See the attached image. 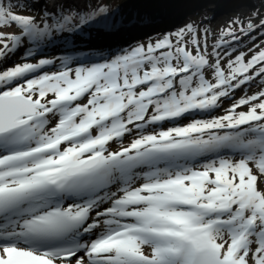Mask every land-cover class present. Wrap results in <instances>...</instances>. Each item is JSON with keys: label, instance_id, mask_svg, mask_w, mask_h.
Here are the masks:
<instances>
[{"label": "snow or ice", "instance_id": "obj_1", "mask_svg": "<svg viewBox=\"0 0 264 264\" xmlns=\"http://www.w3.org/2000/svg\"><path fill=\"white\" fill-rule=\"evenodd\" d=\"M13 7L0 61L107 13L41 25ZM233 23L211 50L189 24L0 71V264H264V47L237 49L264 19Z\"/></svg>", "mask_w": 264, "mask_h": 264}, {"label": "trees", "instance_id": "obj_2", "mask_svg": "<svg viewBox=\"0 0 264 264\" xmlns=\"http://www.w3.org/2000/svg\"><path fill=\"white\" fill-rule=\"evenodd\" d=\"M39 1L16 0V3L21 6L27 16L41 18L45 0L37 10L32 8L33 3ZM239 5L250 11L252 16L250 18H257V20L254 19L253 24L259 25L260 21L264 19V0H57L54 6L56 12L53 13V16L57 20L65 15L72 16L73 24L78 22L80 16H87L100 7L105 8L107 13L99 16L96 21L90 24L99 29L104 40L105 37H109L110 40L107 41L108 43L101 42L100 44H90L86 41L87 46L85 47L78 46L75 49L67 50L66 43L60 39L59 34H56L51 41H45L42 44L45 46L44 51L53 60L58 61L66 55L81 56V58L83 55H88L99 59L101 56L109 57L118 54L122 50L128 49L135 41L146 38V36L162 38L165 34L175 32L178 28H184L186 25L191 24L194 27L195 22L199 28H202L207 25L205 23L209 18L226 14ZM52 20L53 18H48L49 24L57 21L53 22ZM131 27L134 29L132 28V31L124 36H112V33L120 28L130 29ZM95 30L97 32V29ZM261 32H264V29L258 28L254 33L257 37L255 41L258 40L255 44H264L261 43L264 40V36L260 35ZM83 40L77 37V41L85 42ZM255 41L245 37L244 43L238 45L237 49L252 48ZM57 63L51 65V69L58 70L60 65Z\"/></svg>", "mask_w": 264, "mask_h": 264}, {"label": "rangeland", "instance_id": "obj_3", "mask_svg": "<svg viewBox=\"0 0 264 264\" xmlns=\"http://www.w3.org/2000/svg\"><path fill=\"white\" fill-rule=\"evenodd\" d=\"M56 1L57 0H45V8L42 10V17L36 18V22L38 24L42 25L45 22L49 23L48 18H53V20H52L53 22L57 20L56 17L53 16V13L56 12V8L54 7L56 4ZM68 1H72V0H68ZM42 2H43V0H40L39 2H34L32 5V8L34 10H37L40 7V4ZM11 3L13 5H18L16 3V0H11ZM13 11L17 12L20 15L27 16L26 12H24L22 10L21 6L13 7ZM44 17H46V18H44ZM250 17H252L250 11L246 7L239 5L235 8H233L230 12H228L226 14H220L219 16L209 18V20H207L208 22L205 23L207 25L202 26V28H199V25H197L196 22L194 23V25H195L194 27L198 30V33H199L201 39L204 38L205 31H207L208 46H209V50H211L212 45L219 38V34L222 30L226 29L230 25L238 28L239 25H236L233 23L234 21H237V20L241 21L242 24L244 23L245 26L249 20H251L252 22L254 21V19L257 20V18L252 19ZM132 28L133 27H131L130 29L120 28V29L114 31L112 33V36L113 37L124 36L125 34L131 32ZM95 29H97V32ZM20 32H21L20 28L15 26V25L0 27V33H3L4 35H8V34L19 35ZM60 35H61L60 39L66 43V49L67 50L75 49L78 46H80V47L87 46V43L85 40H83L85 42H79V41H77V37L71 38V37H73V35H77L79 37H82L83 39H86L87 41H89L90 44H100L101 42L108 43L107 41L110 40L109 37H105V40H104L102 34L99 33V29L90 23L83 26V28L78 30V31H74L71 33L66 32V33H62ZM67 35L69 36V38L64 37ZM147 38H148L147 36H146V38H140V40L132 43V45L130 47H134L137 44L147 45L149 42H155L157 39H160L159 37L148 38V39ZM79 39H81V38H79ZM256 42H258V40L253 42V44H255ZM43 46L44 45L42 43L39 45V47L31 46V45L26 43L23 47L19 48L16 52L11 53L6 59H4L3 61H0V71H3L7 68H10L16 64L23 63V62H25V60H27L28 62L35 63V62H38V60L40 58L52 59L51 56L48 55L46 51H44ZM260 46L264 47V44L260 45ZM44 48H45V46H44ZM244 50H246L245 52H247L248 48H246ZM244 50L238 49V51H244ZM27 52L35 53V55L26 57L25 54ZM250 55H251V53H249V56ZM59 68H60V66L58 67V69ZM44 71H53V69H51V66H47L44 69ZM259 90H260L259 81H257V83L254 84L250 89L248 88V86H245L242 90L238 89L232 98H225L222 101L221 108L218 109L215 114L216 115L224 114V110L229 108L235 100L239 99L241 96H244L245 94L251 95L252 93L259 91ZM81 102H86V98L84 100H82ZM187 122H188L187 120L182 121V123H187ZM130 141L131 140L125 138L124 142H123L124 146H127V144L130 143ZM120 146L121 145L119 143L113 142L110 145L111 151L119 150Z\"/></svg>", "mask_w": 264, "mask_h": 264}, {"label": "bare ground", "instance_id": "obj_4", "mask_svg": "<svg viewBox=\"0 0 264 264\" xmlns=\"http://www.w3.org/2000/svg\"><path fill=\"white\" fill-rule=\"evenodd\" d=\"M52 5V4H51ZM60 34H62V33H60ZM59 34V36L61 37V35ZM68 36V35H67ZM67 36H64L65 38H69V36L67 37ZM74 37H78V38H81L82 40H83V38L82 37H79V36H77V35H73V37H71V38H74ZM85 41H87L86 39H84ZM89 42V41H88ZM43 49H44V46H43ZM95 134V133H94ZM129 140H131L132 138H128ZM109 150H111V148L109 149Z\"/></svg>", "mask_w": 264, "mask_h": 264}]
</instances>
